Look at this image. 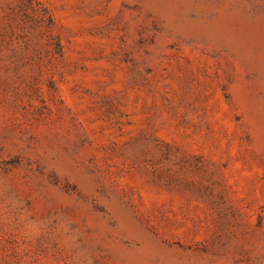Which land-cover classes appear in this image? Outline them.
<instances>
[{
  "label": "rangeland",
  "instance_id": "374dc122",
  "mask_svg": "<svg viewBox=\"0 0 264 264\" xmlns=\"http://www.w3.org/2000/svg\"><path fill=\"white\" fill-rule=\"evenodd\" d=\"M0 264H264V0H0Z\"/></svg>",
  "mask_w": 264,
  "mask_h": 264
}]
</instances>
